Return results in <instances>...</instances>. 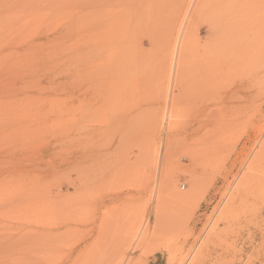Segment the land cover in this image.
Wrapping results in <instances>:
<instances>
[{"label": "rangeland", "instance_id": "1", "mask_svg": "<svg viewBox=\"0 0 264 264\" xmlns=\"http://www.w3.org/2000/svg\"><path fill=\"white\" fill-rule=\"evenodd\" d=\"M199 1L100 73L88 0H0V264H264V0Z\"/></svg>", "mask_w": 264, "mask_h": 264}, {"label": "bare ground", "instance_id": "2", "mask_svg": "<svg viewBox=\"0 0 264 264\" xmlns=\"http://www.w3.org/2000/svg\"><path fill=\"white\" fill-rule=\"evenodd\" d=\"M127 2L128 0H88V24H87V36H86L87 39L85 41V54H86L88 61L91 64L100 68V73L103 72V69H104L105 64L107 63V60H109L110 56L112 55V45H113L112 42H113V37H114L113 33L116 30L115 28L119 24V20H120L117 16V14L119 13L118 11H121L122 8H125L126 7L125 3ZM198 3L200 4V1ZM128 7H130V5ZM138 8H139V11H141V6L138 5L136 9L138 10ZM130 16L136 17L133 12H130ZM138 47H137L138 48L137 52H142V50L140 49L141 48L140 45H138ZM139 49L140 51H138ZM78 50L79 49H76L75 51V57L78 56V53H79ZM84 77H85V79H83L84 86H86L88 84L87 83L88 77L87 76H84ZM74 83H75V87L77 91L80 90L79 88L80 79L78 77L74 79ZM79 96H80L79 93H77L75 96L77 97V101H79L78 100ZM75 142H76V145L80 143L79 137H76Z\"/></svg>", "mask_w": 264, "mask_h": 264}]
</instances>
